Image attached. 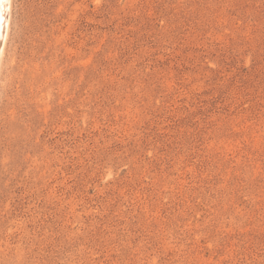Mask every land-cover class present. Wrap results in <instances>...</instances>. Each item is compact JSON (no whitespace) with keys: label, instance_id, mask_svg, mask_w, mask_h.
Returning <instances> with one entry per match:
<instances>
[{"label":"rangeland","instance_id":"1","mask_svg":"<svg viewBox=\"0 0 264 264\" xmlns=\"http://www.w3.org/2000/svg\"><path fill=\"white\" fill-rule=\"evenodd\" d=\"M11 4L0 264H264V0Z\"/></svg>","mask_w":264,"mask_h":264},{"label":"bare ground","instance_id":"2","mask_svg":"<svg viewBox=\"0 0 264 264\" xmlns=\"http://www.w3.org/2000/svg\"><path fill=\"white\" fill-rule=\"evenodd\" d=\"M11 0H10V6L8 4L0 6V13H2L5 17V21L3 24L2 29H0V38H2L3 41L0 42V62H2L4 57V48L6 44V38L8 37V25L10 21V13H11ZM1 65V64H0Z\"/></svg>","mask_w":264,"mask_h":264},{"label":"snow or ice","instance_id":"3","mask_svg":"<svg viewBox=\"0 0 264 264\" xmlns=\"http://www.w3.org/2000/svg\"><path fill=\"white\" fill-rule=\"evenodd\" d=\"M8 4L10 6V0H0V6ZM5 21V17L2 13H0V29H2Z\"/></svg>","mask_w":264,"mask_h":264}]
</instances>
